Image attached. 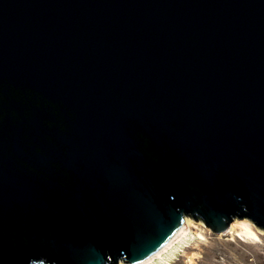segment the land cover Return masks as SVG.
<instances>
[{"label":"water","instance_id":"water-1","mask_svg":"<svg viewBox=\"0 0 264 264\" xmlns=\"http://www.w3.org/2000/svg\"><path fill=\"white\" fill-rule=\"evenodd\" d=\"M187 218L264 230V0H0V264H138Z\"/></svg>","mask_w":264,"mask_h":264},{"label":"rangeland","instance_id":"rangeland-1","mask_svg":"<svg viewBox=\"0 0 264 264\" xmlns=\"http://www.w3.org/2000/svg\"><path fill=\"white\" fill-rule=\"evenodd\" d=\"M190 219L188 234L163 253L164 260L156 258L153 264H264V230L253 222L258 239L238 234V226L216 234L202 220Z\"/></svg>","mask_w":264,"mask_h":264},{"label":"bare ground","instance_id":"bare-ground-1","mask_svg":"<svg viewBox=\"0 0 264 264\" xmlns=\"http://www.w3.org/2000/svg\"><path fill=\"white\" fill-rule=\"evenodd\" d=\"M187 225H185L183 227V229L178 233V235L176 237H174L172 240H170L166 245L165 247L155 256H152L148 259H146L145 261L141 262V263H138V264H149L152 262L153 264V261L156 259V258H161V260H164V257H163V253L170 247H172L175 242L179 241L180 239H182L185 235L188 234V225L189 224H192L193 221L190 219V218H187ZM236 226L240 227V230H238V234L240 235H243V236H246V237H251L253 239H258L259 238V235L258 233L253 229V224L250 220L248 219H238V220H234L233 224L229 227L228 231H232V230H235L236 229ZM171 249V248H170Z\"/></svg>","mask_w":264,"mask_h":264}]
</instances>
